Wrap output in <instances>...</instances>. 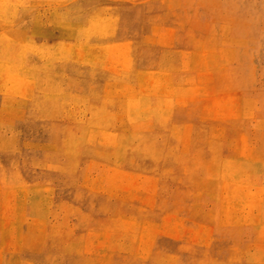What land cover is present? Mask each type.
I'll return each mask as SVG.
<instances>
[{
  "label": "rangeland",
  "instance_id": "374dc122",
  "mask_svg": "<svg viewBox=\"0 0 264 264\" xmlns=\"http://www.w3.org/2000/svg\"><path fill=\"white\" fill-rule=\"evenodd\" d=\"M0 264H264V0H0Z\"/></svg>",
  "mask_w": 264,
  "mask_h": 264
}]
</instances>
